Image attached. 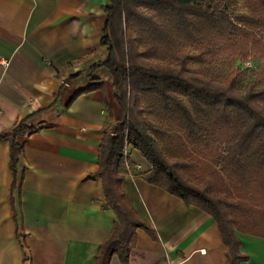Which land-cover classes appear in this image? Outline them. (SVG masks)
Returning <instances> with one entry per match:
<instances>
[{"label":"trees","instance_id":"1","mask_svg":"<svg viewBox=\"0 0 264 264\" xmlns=\"http://www.w3.org/2000/svg\"><path fill=\"white\" fill-rule=\"evenodd\" d=\"M104 9L108 55L93 68L109 65L120 116L111 125L108 106L97 175L118 219L96 264H110L113 254L130 264L138 228L156 238L126 200L127 175L212 215L226 264H239L236 231L264 237V66L240 87L252 58L264 62V0H108ZM37 130L19 120L0 132L15 173L24 151L18 137ZM129 146L150 169L128 162Z\"/></svg>","mask_w":264,"mask_h":264},{"label":"crops","instance_id":"2","mask_svg":"<svg viewBox=\"0 0 264 264\" xmlns=\"http://www.w3.org/2000/svg\"><path fill=\"white\" fill-rule=\"evenodd\" d=\"M107 4L0 0V132L19 120L38 129L18 137L16 173L10 142L0 140V264H96L118 219L104 206L97 175L108 106L111 125L120 116L109 65L93 68L108 55ZM126 153L139 171L151 168L136 149ZM122 189L156 233L137 229L130 264H226L227 246L208 212L133 175ZM236 234L239 264H264V237ZM110 264H122L117 254Z\"/></svg>","mask_w":264,"mask_h":264},{"label":"rangeland","instance_id":"3","mask_svg":"<svg viewBox=\"0 0 264 264\" xmlns=\"http://www.w3.org/2000/svg\"><path fill=\"white\" fill-rule=\"evenodd\" d=\"M239 11H246V7L244 6L243 1L240 2ZM252 60L255 61L253 62V67H251L249 70H245L246 73L241 77L240 80V87L244 86L246 82H248L249 78L252 79L253 77H255L264 66L263 61L254 58H252Z\"/></svg>","mask_w":264,"mask_h":264},{"label":"built area","instance_id":"4","mask_svg":"<svg viewBox=\"0 0 264 264\" xmlns=\"http://www.w3.org/2000/svg\"><path fill=\"white\" fill-rule=\"evenodd\" d=\"M0 61H2V58H1V56H0ZM252 64H251V62L250 61H248L247 62V66H251Z\"/></svg>","mask_w":264,"mask_h":264}]
</instances>
